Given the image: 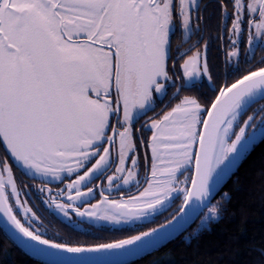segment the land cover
<instances>
[{"label":"snow or ice","instance_id":"snow-or-ice-1","mask_svg":"<svg viewBox=\"0 0 264 264\" xmlns=\"http://www.w3.org/2000/svg\"><path fill=\"white\" fill-rule=\"evenodd\" d=\"M217 8L214 79L198 0H0V227L30 255L131 264L193 217L220 218L229 197L213 204L214 193L264 139V0ZM177 32L189 46L174 52ZM33 192L72 232L136 234L46 238Z\"/></svg>","mask_w":264,"mask_h":264},{"label":"trees","instance_id":"trees-1","mask_svg":"<svg viewBox=\"0 0 264 264\" xmlns=\"http://www.w3.org/2000/svg\"><path fill=\"white\" fill-rule=\"evenodd\" d=\"M16 174L19 179L27 177L18 170ZM225 193L229 198L222 201L224 207L218 220L201 228L202 217L199 218L184 234L131 264H264V139L258 138L247 151L212 203L221 201ZM55 224L62 233L55 236L57 242H63L59 237H64L73 242L96 244L127 236L121 231L120 236L96 240L72 232L60 222ZM0 264L44 263L28 256L0 228Z\"/></svg>","mask_w":264,"mask_h":264},{"label":"flooded vegetation","instance_id":"flooded-vegetation-1","mask_svg":"<svg viewBox=\"0 0 264 264\" xmlns=\"http://www.w3.org/2000/svg\"><path fill=\"white\" fill-rule=\"evenodd\" d=\"M198 3L200 5V15L202 17V19L200 20V33L201 35H203L204 40L209 43L210 65L216 66L213 69L214 79H216L217 73L219 71V67L222 66L223 47L225 45L224 40L216 39L217 35H223V27H222L223 19L217 8L218 0H198ZM195 15L196 13H193L194 18H195ZM218 25L220 26L219 28H218ZM197 38H198L197 36H193L192 41L194 42ZM179 45H182L184 48L189 46L188 44H183L182 33L177 32L176 37L173 42L174 52L176 50V47ZM255 56H256V61H254V63L259 61L260 58L264 56V51L257 49ZM220 79H222V76L220 77ZM204 90L207 91V85H205ZM166 102L167 101L165 100V103ZM149 115H151V113H149ZM137 128H139V125H137ZM145 135H150V133H145ZM23 180L26 183V185L29 187H31L33 184L39 185L41 183L39 180H36V181L29 180L28 177H26V179H23ZM97 183H100V182L97 181ZM62 186L63 185H57V184L50 185V187L54 189L57 187H62ZM132 192L133 193L135 192V188L132 189ZM113 195L115 196L116 194L114 193ZM32 196L34 197V200H29V204L33 207V210L37 212V215L40 216L43 222V225L48 230L49 235L46 238L51 239V238H54L55 236L62 235V233L60 234L58 232V229L55 224V223L60 222V220L57 218V215L49 211L45 207V205L42 203L40 196L36 192H33ZM92 202L94 203L95 201H92ZM179 204H180V201L177 200L176 203L173 205V207L168 210V212H165L163 216L157 217L156 222L162 221L165 217L170 216V214L179 207ZM151 226L152 224L144 225L139 230H147V227H151ZM94 231L96 233L95 235H88L87 237L96 239V240H103L110 236L111 237L120 236V234L122 233L121 231L109 230L108 228H99V229H95ZM123 232H125V234L127 235L136 234L135 232H127V231H123ZM79 234H82V233H79ZM82 235H85V234H82Z\"/></svg>","mask_w":264,"mask_h":264},{"label":"water","instance_id":"water-1","mask_svg":"<svg viewBox=\"0 0 264 264\" xmlns=\"http://www.w3.org/2000/svg\"><path fill=\"white\" fill-rule=\"evenodd\" d=\"M253 145V144H252ZM252 145H250L249 146V148L248 149H250L251 147H252ZM247 153V152H246ZM245 153V154H246ZM242 160V159H241ZM241 162V161H240ZM240 164V163H239ZM236 171V170H235ZM234 171V172H235ZM231 177V176H230ZM229 177V178H230ZM229 178H227L226 180H225V182L219 187V189L214 193V195H213V198H212V201H213V199L216 197V195H218L221 191H222V188H223V186L225 185V183L228 181V179ZM199 218H195V217H193L192 219H190L186 224H184L182 227L185 229V230H183V231H177V233L173 236V238H171L168 242H166L162 247H164V246H166L169 242H171V241H173L174 239H176V238H178L179 236H181L182 234H184L192 225H194L196 222H197V220H198ZM5 233H6V235L23 251V252H25L28 256H30V257H32V258H34L35 260H37V261H40V262H42V263H44V261L42 260V259H39V258H36V257H34V256H32V255H30L25 249H23L20 245H18L10 236H9V234L3 229V227H0ZM162 247H160L159 249H161ZM155 252V251H154ZM154 252H151V253H146V254H144V255H142V256H140V257H136V258H134L132 261H136V260H139V259H141V258H143V257H145V256H147V255H149V254H152V253H154ZM101 258H103V257H101Z\"/></svg>","mask_w":264,"mask_h":264},{"label":"rangeland","instance_id":"rangeland-1","mask_svg":"<svg viewBox=\"0 0 264 264\" xmlns=\"http://www.w3.org/2000/svg\"><path fill=\"white\" fill-rule=\"evenodd\" d=\"M248 150H249V149H248ZM248 150H247V151H248ZM201 219H202V218H201ZM201 219H200V221H199V227H201Z\"/></svg>","mask_w":264,"mask_h":264}]
</instances>
